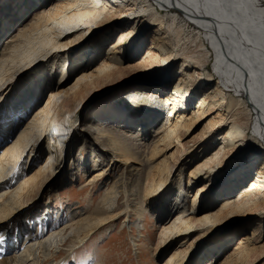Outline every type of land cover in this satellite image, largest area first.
<instances>
[{
  "label": "bare ground",
  "instance_id": "obj_1",
  "mask_svg": "<svg viewBox=\"0 0 264 264\" xmlns=\"http://www.w3.org/2000/svg\"><path fill=\"white\" fill-rule=\"evenodd\" d=\"M0 10H6L0 11V101L5 106L4 93L21 72L29 79H39L43 88L30 103L16 105V127L6 124L0 130V229L8 228L7 241L13 243L8 251L0 250V264H23L44 248L52 251L55 243V252H59L68 239L76 236L79 240V234L86 233L85 238L112 218L88 214L91 220L81 227L62 224L64 228L55 226L39 235L28 234L19 224L33 207L36 194L58 175V163L64 159L60 146L86 104L81 100L85 95H99L106 86H112L108 96L117 95L118 86L124 93H135L125 97L132 114L124 115L126 108L125 113L102 111L99 114L108 118L100 117L99 122L87 116L84 125H92H82L81 132L91 136L90 143L127 159L125 162H135L127 158L129 152L111 132L121 130L145 137L150 135L149 127H155L151 156L154 160L163 158L148 172L152 177L148 191H165L176 170L185 169L178 165L189 160L183 164L190 167L185 186L171 199L164 198L171 213L177 208L174 198L180 199L182 207L162 224L158 250L164 249L160 257L168 255L162 264H182L189 242L215 235L221 239L234 221H244L250 229L241 223L232 226L238 232L231 250L223 259L209 258L207 263L257 264L264 260V147L260 142L264 143V0H0ZM8 13L12 16L5 21ZM170 13L168 23L163 14ZM19 16L21 21L17 22ZM181 21L196 31V37L187 38L189 45H195L191 53L182 47L184 38L175 27ZM83 46L94 50L87 49L83 59H78ZM126 50L135 58L126 56ZM126 59L134 60L125 66ZM68 60L76 77L73 84L64 87ZM50 61L59 67L51 83L46 81L48 73L41 71ZM209 61L211 70L206 67ZM125 70L138 74L132 78L137 81L119 76ZM149 101L151 110L141 115L137 105L146 106ZM13 111H9L11 116ZM163 111L166 115L153 126ZM251 114L252 135L246 127ZM7 115L5 109L0 122ZM106 140L109 143H104ZM171 148L174 150L168 154ZM9 174L19 179L16 185ZM183 192L187 194L183 196ZM188 194L190 206L185 199ZM10 226L17 228L11 231ZM13 231L16 242L20 238L19 251L22 243L28 247L19 256L12 255L16 247L10 237ZM69 231L71 235L58 239ZM55 264H63V260Z\"/></svg>",
  "mask_w": 264,
  "mask_h": 264
},
{
  "label": "rangeland",
  "instance_id": "obj_2",
  "mask_svg": "<svg viewBox=\"0 0 264 264\" xmlns=\"http://www.w3.org/2000/svg\"><path fill=\"white\" fill-rule=\"evenodd\" d=\"M0 11L1 13L6 12V10ZM165 12L166 11H164L163 13ZM163 15L165 17L164 19H166L167 22L170 23L169 17L172 16V14L170 13ZM11 16L12 14L8 13L6 16H4V20H8L9 18H11ZM1 21L2 20L0 19V24L2 23ZM16 21H21L20 16L16 19ZM175 27H179L182 33L184 43L183 41H181V45L182 47L185 46V51L187 53H191L192 51L196 50L195 45L193 43L189 45L190 42L187 40V38L192 39L196 37V31L190 25L185 24L183 21L176 23ZM87 49H91L92 52L93 48L83 46L81 49H79L76 57H78V59H83V56L87 53ZM138 53L139 52H137L136 54ZM124 54L126 56H135V54H133L132 52L130 53L127 50ZM87 56H89V53L87 54ZM133 60L134 59H126L125 66L129 62H133ZM70 62L71 61L68 60L65 64L68 74L66 75L67 80L63 85L64 87H68L73 84L76 77L74 76L75 73H73V68H71L69 64ZM55 64L57 63H54L52 61H50L49 63L46 62L44 63L41 70L43 73H48V75H46L48 78L46 81L49 83H51L50 81H55L57 78L56 72L59 71V67ZM206 67L207 69L211 70L212 62L209 61ZM137 75L128 70H125L124 72H122V74H119V76H123L122 78L125 79L127 76L128 82L137 81V79H132L137 78ZM38 81L39 79H29L23 76L18 82V85L12 86L11 84H9V87L6 89L4 94L7 100L9 99L10 101V98L16 100H11L12 104L15 106H13L14 114L11 113L12 117L16 113L17 104H20L24 101H26V103H30L32 101L31 99L35 98L37 96L36 94L39 91L43 90V88L40 86V81ZM3 86L5 85L3 84ZM111 87L112 86H106L105 88H103V90H101L99 95H97L96 93V95L94 93L85 95L81 100L82 103L85 102L86 104L84 103L85 105L81 107L78 121L76 120L74 125L72 124V126H70L71 128H68V135H66L62 146H60V151H62L64 159L60 163H58V175H54V177L50 179V183H48V181L44 188H42L36 194L37 197L35 198V203L33 205L34 207L31 208V205L29 212L22 215L19 220V224L22 225L23 228L24 223H22L21 221L23 220V216L37 214L36 212L39 211L41 207L46 206L48 202L50 215L54 214L56 218H58L56 220L57 229L60 226L61 228H64L62 224L68 226L70 225V223L71 225L77 223V225L81 227L87 222V220H89L88 218H90L91 220V217L101 218L110 215L112 218L105 224V226L93 230V232L91 234H88L85 238L83 237L86 233L82 235L79 234L81 237L80 239H82L81 242H78L80 239H75L76 236H73V238L68 239L65 243H63V245L59 246V252H55L56 243L54 242L55 245L52 248V251L45 250L44 248L41 250V252L39 251L35 254H32L31 256L33 258L30 256L31 260L28 259L29 261H22L23 264H51L52 262H54L53 264H55V262H58L60 260H63L64 262V260L66 259H64V257H66L67 254L60 260L56 259V257H58L61 253V255H63L66 250L68 253V249L75 247V245L77 246L82 244L85 239L87 240L86 243L76 250V253L72 256V260H70L67 264H162V261L166 256H168L165 255L164 258L160 257V253L164 249L158 250L159 235L161 232L162 224L165 223V218L171 219L173 217V212L175 213L179 207H182V203L180 202V199L174 198V204L177 205V208L171 213L172 208L169 209V204L165 201L164 198L171 199L174 194L178 193V190H180L179 187H181L182 185L185 186V181H187V171L190 167H186L185 165L183 166V164H187L189 160L182 163V165H178L185 167V169L183 171L176 170L174 175L171 176L170 186H168L165 191L161 190L159 192H155L156 189H154L155 191H148L149 184L147 183H150V179L152 178L148 175V172L150 168L158 162V160L163 158V155L156 160H154L155 158H152L153 149L151 147V140L152 135H154L153 129L151 130L150 135L148 134L145 137H139L136 135V133L130 134L121 130L111 132V136L113 137V139H116L119 144L121 143L120 145L122 146V148H126L129 152V157L127 158H134L135 162H125V160L127 159H123L120 157L118 158L116 154L113 155L110 151H103L101 149V145L95 146L90 143L91 136L89 138V136L81 132V126H85L83 120L87 119V116L90 117L91 120L94 117L93 120L95 121H98L97 119H105L108 118L106 115L108 112H113L114 114L118 112L125 113V111L130 107L129 104L125 103V97H130V95L135 94L124 93L121 91L122 86H118L115 88L116 90H118L117 95L108 96L107 91L110 90ZM225 91L229 92V90ZM121 92L123 94H121ZM231 94L236 95L234 91H231ZM105 96L107 97L105 98ZM94 100L96 101L94 102ZM149 102L150 103H148L146 106H142L140 104L137 105L138 107L140 106L141 115L145 116L147 114V111L151 110L152 101ZM89 106L91 107L89 108ZM87 107L90 113L86 112ZM124 107L126 108V110ZM102 111H104V113L106 114L103 113L100 115L99 113H101ZM140 112L138 111L134 114L137 115ZM87 113L89 114L87 115ZM95 113L98 114L96 115ZM250 118L248 119V126L246 127L248 133L252 135L251 126L254 115L252 116L251 114ZM16 125L17 122L15 124V127ZM73 132L77 133L74 134ZM260 142L264 147V143L261 140ZM104 143L107 144L109 143V141L106 140ZM50 146L53 147V144L51 143ZM80 150H83L86 153L84 157L85 163L81 162L79 164L81 165L79 166V172L75 173V170H73L72 167L74 168V166L78 165V162L80 160ZM173 150L174 149L171 148L168 151V154ZM71 156L73 157L72 159L77 161V165H73L70 159ZM68 165L70 166V169L67 168ZM83 165L84 167H82ZM100 171L102 173H100L99 176L97 175L98 177L95 176ZM59 174L61 175V180H58ZM13 179L15 181L12 185H16L19 179L16 180L13 177L10 178V180ZM224 188L225 185L221 186V188L218 189L217 193L219 194V192H221ZM184 193L185 192H183V196L187 194L186 193L184 195ZM191 195H193V193ZM185 199L190 206L191 198L189 194L188 198ZM108 207L111 208L108 209ZM102 208H104V210L107 208L109 212L106 211L107 209L105 211L99 212V210ZM110 210H112V213L110 212ZM88 214L89 216L91 215V217H88ZM234 222L227 225L229 230L227 229V232L225 231L221 234V239L217 238V235H215L203 241L201 240L200 242L198 241L195 243L194 240L193 243L189 242L183 255L184 262L182 264H211L212 262L207 263V259H223L225 257L224 254L231 250V246L233 245L232 239L237 234L236 231L238 232V230H233L235 229V227L232 226L236 224L238 225L240 223L241 225L243 224L248 227V229H250L251 226L249 224H246V222L242 223L244 221ZM10 227H12V231L14 226ZM2 228L6 230L5 226H2L1 229ZM14 228H17V226H15ZM6 231H8V228ZM227 233L231 235L229 237L227 236L226 238H222V236L227 235ZM71 234L72 233H70L69 231L64 235L62 234L61 236H59L58 239H62ZM58 239H56L57 242H59ZM229 240H231V243ZM216 248L221 252H218L217 250L214 251V249ZM27 249L28 248H26V250ZM72 250L73 249H71L69 252H71ZM222 261L219 262V264H221ZM257 264H264V260L260 261Z\"/></svg>",
  "mask_w": 264,
  "mask_h": 264
},
{
  "label": "snow or ice",
  "instance_id": "obj_3",
  "mask_svg": "<svg viewBox=\"0 0 264 264\" xmlns=\"http://www.w3.org/2000/svg\"><path fill=\"white\" fill-rule=\"evenodd\" d=\"M248 2H249V3H253V2H254V0H248Z\"/></svg>",
  "mask_w": 264,
  "mask_h": 264
}]
</instances>
